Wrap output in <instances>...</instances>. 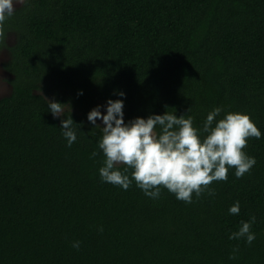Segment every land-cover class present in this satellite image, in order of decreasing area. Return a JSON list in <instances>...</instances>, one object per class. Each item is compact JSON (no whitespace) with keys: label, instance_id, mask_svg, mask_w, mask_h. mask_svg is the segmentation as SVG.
<instances>
[{"label":"trees","instance_id":"1","mask_svg":"<svg viewBox=\"0 0 264 264\" xmlns=\"http://www.w3.org/2000/svg\"><path fill=\"white\" fill-rule=\"evenodd\" d=\"M15 12L0 37L11 76L0 100V264H264V0H28ZM119 92L125 122L167 111L200 128L215 107L249 115L262 134L243 149L255 166L190 204L102 183V132L86 117ZM45 100L69 105L71 147ZM253 215L252 245L229 240Z\"/></svg>","mask_w":264,"mask_h":264},{"label":"clouds","instance_id":"2","mask_svg":"<svg viewBox=\"0 0 264 264\" xmlns=\"http://www.w3.org/2000/svg\"><path fill=\"white\" fill-rule=\"evenodd\" d=\"M28 0H0V37L4 25L16 13L14 5L24 6ZM78 95H83L79 92ZM120 99L97 105L87 114V121L101 129L98 148L103 155L98 174L102 183L118 186L127 191L135 185L150 199H159L166 189L178 201L193 202V194L199 198L207 193L213 182L226 181L228 172L235 169L236 178H242L255 166L256 159L249 156L246 148L249 138H261V132L250 116L240 112L225 111L215 107L209 111L202 127L193 126V117L165 111L162 115L151 114L147 118L124 120L125 93H116ZM47 110L54 118H60V131L71 147L77 140V127L69 114L64 116L67 104L45 100ZM103 108V114L101 109ZM223 113V117L221 114ZM100 121L103 127L97 124ZM80 131V130H79ZM92 153V157L97 156ZM240 202L235 201L228 209L229 215L240 214ZM256 217L241 220L238 229L229 234V240H243L252 245L256 233L252 226ZM102 231V228L100 229ZM79 249L80 242L72 244ZM239 247L232 250L229 259H237Z\"/></svg>","mask_w":264,"mask_h":264},{"label":"rangeland","instance_id":"3","mask_svg":"<svg viewBox=\"0 0 264 264\" xmlns=\"http://www.w3.org/2000/svg\"><path fill=\"white\" fill-rule=\"evenodd\" d=\"M21 7V5L17 4L14 5V9H17ZM15 37L14 35H9L8 39H7V46L8 47H12L15 44ZM9 54L6 51H1L0 52V100L3 98H6L10 95L11 93V87L9 84V80L11 79V76L8 75L5 71H3L2 69V65H5L8 61H9ZM106 102L103 101H99L97 102V105H105ZM67 109V108H66ZM102 114H103V108L101 109ZM97 124L100 125L101 127H103V125L101 124L100 121H97Z\"/></svg>","mask_w":264,"mask_h":264},{"label":"flooded vegetation","instance_id":"4","mask_svg":"<svg viewBox=\"0 0 264 264\" xmlns=\"http://www.w3.org/2000/svg\"><path fill=\"white\" fill-rule=\"evenodd\" d=\"M14 10H15V9H14ZM8 37H9V36H8ZM7 39H8V38H7ZM7 39H6V42H7ZM1 51H6V52H8L7 49H2ZM1 51H0V52H1ZM8 54H9V52H8ZM9 61H10V57H9ZM9 61H8V62H9ZM8 62H7V63H8ZM7 63H6V64H7ZM6 64H5V65H6ZM5 65H2V68H3L2 70L5 71V72L9 75V73H8V72L6 71V69H5Z\"/></svg>","mask_w":264,"mask_h":264}]
</instances>
